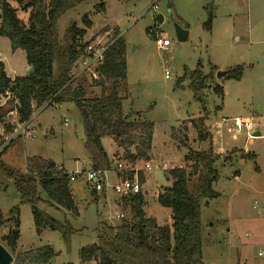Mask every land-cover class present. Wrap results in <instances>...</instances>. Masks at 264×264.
<instances>
[{
    "label": "rangeland",
    "instance_id": "1",
    "mask_svg": "<svg viewBox=\"0 0 264 264\" xmlns=\"http://www.w3.org/2000/svg\"><path fill=\"white\" fill-rule=\"evenodd\" d=\"M26 2L22 0V5ZM8 3L16 10L20 23L26 25L29 10L22 11V5L14 0ZM159 15L161 24L156 22ZM83 16L92 25L80 43L120 37L126 45V79L118 94L124 115L138 113L131 121L153 125L149 159L126 164L120 159L124 149L115 145L116 154L109 158L110 171L104 174V189L93 196L86 189L90 160L84 148L78 110L71 103L36 110L28 125L31 137L15 138L0 156V212L6 221L11 217L10 210L16 208L19 221L14 254L1 241L12 228L10 221L0 227V245L13 259L18 253L49 246L56 253L51 264H82L79 251L96 243L100 223L116 227L129 219L128 209L122 206L118 211L115 206L124 197H118L112 190L121 178H130L129 174L131 178L134 174L138 179L143 176L145 215L158 226H170V209L157 203L158 193L171 184L167 171L192 165L184 161L190 151L203 152L210 146L212 154L218 156L217 179L212 184L218 197L201 203L202 264H264V0L84 1L58 19L59 33L63 34L70 23L84 28ZM175 26L188 33L184 41L177 39ZM147 30L167 39L169 48L159 51ZM0 62L5 63L9 76V63L16 68L26 63L23 51L12 52L8 40L2 37ZM211 67H215L212 76ZM235 68L241 69L239 80L226 78V74L217 78L219 72ZM165 71L168 79L164 78ZM54 73L57 76V63ZM75 83L81 84L88 96L99 97L100 88L88 76H81ZM216 86L222 88V96L214 92ZM107 87L110 89L109 84ZM7 99H0V117L10 123L8 111L15 103ZM235 117L251 118L256 131L250 135L227 131L231 123L222 120ZM200 118L204 119L211 138L203 142L199 141L194 126ZM1 130L0 126V136ZM184 137L186 146L180 142ZM34 157L52 161L70 172L69 186L78 216L43 203L37 205L60 225L68 226L65 237L57 230L37 233L31 207L21 203L15 181L25 175L26 162ZM118 162L136 171L120 174L115 170ZM146 164H150L151 170H144ZM236 172L238 178L234 176ZM118 212L123 219L116 218Z\"/></svg>",
    "mask_w": 264,
    "mask_h": 264
},
{
    "label": "trees",
    "instance_id": "2",
    "mask_svg": "<svg viewBox=\"0 0 264 264\" xmlns=\"http://www.w3.org/2000/svg\"><path fill=\"white\" fill-rule=\"evenodd\" d=\"M14 1L22 5V0ZM84 1L91 0H49L47 3L44 0H27L21 10H29V18L27 24L22 25L17 19L16 10L10 6L8 0H0V37L8 40L12 52L23 51L25 61L31 67V72L26 76L11 80L0 62V99L8 96L7 100L15 103L8 113L15 111L19 123L28 121L33 115L32 103L36 109L50 100L56 105L73 104L82 120L84 148L90 160V167L100 173H106L110 171L112 161L103 149L102 138H112L115 145L124 149L120 159L133 165L149 159L153 125L131 121L132 117L140 115L138 113H123L118 88L126 79V45L120 37L104 52L103 62L97 69L98 78H91L94 85L100 88L99 97L88 96L85 88L72 80V67L87 45L80 41L92 24L83 16L81 22L84 28L79 29L75 23H70L64 33L60 34L57 21L65 12ZM99 7L103 9L102 6ZM210 21L211 14L208 24ZM56 63L57 76L54 73ZM213 72L215 67H211L210 76ZM197 75H200L198 71ZM186 76L185 72L181 79L184 80ZM240 77L241 69L226 71V78L239 80ZM198 90V87L194 90L195 95ZM214 92L220 96L223 94L219 86L214 88ZM0 126H3L6 133L12 130V126L5 123L1 117ZM194 126L199 141L209 140L210 135L206 132L204 119H198ZM186 138L180 141L184 146ZM5 149L6 147L2 149L0 156ZM217 157L212 154L210 146L203 152L190 151L184 161H190L192 165L174 167L167 171L171 186L158 194L157 203L170 209V227L158 226L154 219L146 217L141 193L121 198L119 203L129 210V219L121 221L116 227L100 223L96 231V243L79 251L80 262L202 264L200 208L203 201L206 203L218 197V193L212 189V184L217 179ZM245 157L251 159V155ZM71 179L68 173L52 161L37 157L27 160L26 173L19 176L15 184L21 196V203L31 207L33 225L37 233L49 229L62 232L64 237L67 235L65 230L68 226L60 225L44 211L39 210L37 205L43 203L55 210H65L73 216H78L69 186ZM143 182V176L140 175V186ZM90 194L95 196L94 192ZM10 215L5 221L0 212V227L5 222H12V228L1 241L9 252L14 254L19 240L18 210L12 208ZM55 257L56 253L51 247L43 246L16 254L13 264H51Z\"/></svg>",
    "mask_w": 264,
    "mask_h": 264
},
{
    "label": "built area",
    "instance_id": "3",
    "mask_svg": "<svg viewBox=\"0 0 264 264\" xmlns=\"http://www.w3.org/2000/svg\"><path fill=\"white\" fill-rule=\"evenodd\" d=\"M153 9L155 10L156 6H153ZM148 33L153 36L154 43L156 45V48L159 51H166L169 48L170 43L167 39L163 38L162 36H159L154 31L149 30ZM104 36H107V33H105ZM105 38L104 39L99 38L94 42H89V43L86 42L87 45L85 47V50L83 51L78 61L72 67V71H71L72 80H77L78 78L84 75L88 76L90 79L98 78L97 69L103 62L104 52L114 41V40L106 41ZM164 78L165 79L169 78V74L167 71H165ZM6 98H8V96ZM48 106L57 107L58 105L54 104V102L50 100L44 103L43 106L40 108L43 109ZM31 107L33 108V114H34L35 111L38 109L35 108V105L33 103L31 104ZM8 116L11 118V122L7 124L12 126V130L10 133H6L3 126H1L2 140H1V145H0L1 147L0 152L9 143H11L15 138L22 137V139H26V138L31 137V134H32L30 129L28 128V125L34 115H32L28 121L23 122V123L18 122V118H17L15 111L8 113ZM222 122L223 123L230 122L231 125L227 129V131L232 132L235 135H238L243 131L250 135L251 133L256 131V125L254 124L251 118L235 117L230 120L223 119ZM64 126H67L66 122H64ZM115 170L116 172L120 174L123 172H127V171H130V172L136 171V169L128 168L126 164L124 165V164H121L120 162H118L115 165ZM144 170L146 171L151 170L150 164H146L144 166ZM104 174L105 173H100L98 171L93 170L89 164V168L86 171V178H85L86 189L88 190L89 193L94 192L97 194L103 191L104 181H105ZM112 190L118 197H128V196H133V195L141 193V186H140L137 174H134L132 178L130 179L121 178V181L118 184L114 185L112 187ZM116 218L121 220L124 218V216L123 214H117ZM258 256L259 257L262 256V253H259Z\"/></svg>",
    "mask_w": 264,
    "mask_h": 264
},
{
    "label": "crops",
    "instance_id": "4",
    "mask_svg": "<svg viewBox=\"0 0 264 264\" xmlns=\"http://www.w3.org/2000/svg\"><path fill=\"white\" fill-rule=\"evenodd\" d=\"M3 65H4V70H5V72H6V75H7V77L8 78H10L11 80H13L15 77H23V76H26L28 73H30L29 72V69H31V67L29 66V65H27V63H23L22 64V66L20 67V68H16V67H14V66H12L11 65V63H9V67H10V69H11V71H10V73H11V75L9 76V74H8V72H7V70H6V65H5V63H2ZM18 72L20 73V74H18ZM220 87V86H219ZM222 92H223V90H222ZM257 136H260L259 134H256ZM101 143H102V146H103V149L105 150V153H106V155H107V157L108 158H110V159H113L114 157V155L116 154V151H117V149H116V147H115V143L113 142V140H112V138H110V137H103L102 138V140H101ZM220 152L221 151H219V153H217V154H220ZM255 156V155H254ZM224 160H226V159H224ZM57 165V164H56ZM57 166H59V165H57ZM61 169H63V170H65L64 169V167L63 166H59ZM259 170V169H258ZM66 171V170H65ZM67 173H70V172H68V171H66ZM234 176H235V178H238V176H239V173L238 172H236L235 174H234ZM171 185V184H170ZM170 185L168 186V187H166V188H169L170 187ZM165 188V189H166ZM142 193V192H141ZM162 193V192H161ZM159 194V193H158ZM96 196V195H95ZM102 196H104V195H102ZM158 196V195H157ZM116 201V200H115ZM116 203V207L118 208V211L120 210V208L122 207V205L120 204V203H117V202H115ZM124 208V207H123ZM143 211H144V209H143ZM145 213V212H144ZM118 214H122V213H120V212H118ZM147 217V216H146ZM148 218V217H147ZM170 226H171V223H170ZM170 226H168V227H170Z\"/></svg>",
    "mask_w": 264,
    "mask_h": 264
},
{
    "label": "water",
    "instance_id": "5",
    "mask_svg": "<svg viewBox=\"0 0 264 264\" xmlns=\"http://www.w3.org/2000/svg\"><path fill=\"white\" fill-rule=\"evenodd\" d=\"M156 22L158 24L162 23V17L159 15L156 17ZM175 31L177 35V39L179 41H184L187 38L188 33L185 30H182L175 26ZM29 72H31V69H29ZM225 72H219L217 74V78H221L225 76ZM257 136V135H256ZM13 263V258L12 256L7 252V250L0 245V264H12Z\"/></svg>",
    "mask_w": 264,
    "mask_h": 264
}]
</instances>
